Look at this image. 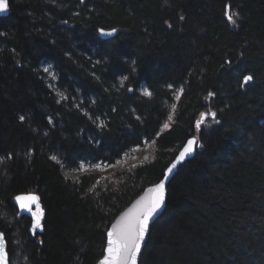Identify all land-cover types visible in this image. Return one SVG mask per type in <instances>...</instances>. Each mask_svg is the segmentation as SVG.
<instances>
[{"label": "trees", "instance_id": "obj_1", "mask_svg": "<svg viewBox=\"0 0 264 264\" xmlns=\"http://www.w3.org/2000/svg\"><path fill=\"white\" fill-rule=\"evenodd\" d=\"M9 1L0 16V228L11 264L12 234L21 264H95L116 216L197 134L140 264H264V0ZM100 29L118 32L106 39ZM45 63L67 100L49 87ZM208 108L215 116L198 129ZM145 139L155 158L114 179L66 174L80 161L115 162ZM24 192H38L46 209L35 236L14 203Z\"/></svg>", "mask_w": 264, "mask_h": 264}, {"label": "snow or ice", "instance_id": "obj_2", "mask_svg": "<svg viewBox=\"0 0 264 264\" xmlns=\"http://www.w3.org/2000/svg\"><path fill=\"white\" fill-rule=\"evenodd\" d=\"M7 9L6 0H0V11ZM238 15V13H237ZM229 20H233L232 15L228 16ZM101 33H104L103 29H100ZM113 32L115 29L112 30ZM110 34V33H107ZM45 72H49L48 68L44 69ZM127 77L120 81V84L123 86L124 80ZM253 77L247 75L244 77V81H251ZM128 91H132L131 88ZM144 95L151 96V92L144 90ZM211 95V93H210ZM214 117L215 113H211ZM21 120H24V116H20ZM172 117L169 116V120ZM169 125L165 124L164 127L167 128ZM200 126V122H197V127ZM195 139H189L187 144L184 146L183 150L180 151L177 156V162L183 160L184 157L193 151V145ZM53 160L56 159L55 156L52 157ZM83 167V166H81ZM96 168H99L100 165H95ZM176 167V164L173 163L169 168L168 172L170 173L173 168ZM164 192H165V183L163 180L159 184H156L154 187L148 189L149 195L143 198L141 201L137 202V205L133 209H130L125 216L121 217L115 224L112 225L111 229L107 233V248L105 249L106 255L103 260L100 261V264H137V255L141 250V242L145 238V234L148 230L149 220L154 213L162 206L164 202ZM15 199L19 202L22 208H29L31 203L37 202L38 197L35 195H18ZM41 212L39 209L34 213L36 217L34 228L40 227L39 217ZM0 236H3V233H0ZM0 261H4L6 264L7 255L2 250H0Z\"/></svg>", "mask_w": 264, "mask_h": 264}, {"label": "rangeland", "instance_id": "obj_3", "mask_svg": "<svg viewBox=\"0 0 264 264\" xmlns=\"http://www.w3.org/2000/svg\"><path fill=\"white\" fill-rule=\"evenodd\" d=\"M45 68H48L49 69V72H45L44 71ZM43 71L45 73V77L47 79L48 85L52 89V91L60 99L67 100L69 98L67 92L65 90L59 88V86L57 84V81H58V73H57V70L54 68V66L52 64H50V63H45L43 65ZM124 78H125V76L120 77L119 82L122 79H124ZM125 81L126 80H124V82ZM145 89L148 90L149 92H151L150 88H148L145 85L139 86L137 90H138V92L140 94H143L144 95V90ZM181 93H182L181 88H176L174 90L173 96H174L175 100H177L181 96ZM151 94H152V92H151ZM71 101H72V103H74L78 107L82 106V103H83V99L80 96H78V95L77 96L76 95L73 96L71 98ZM81 110L84 113H86L87 115H90V113H89V111H88V109H87L86 106H83ZM211 113H214L213 110L210 109V108H208V109L204 110L200 114V116L197 119V122H200V126L198 127V129H200V127L205 124V122L207 121V119L214 118L211 115ZM91 119L98 126H103L104 125L105 120H104L103 116H101V115H97L95 117L91 116ZM171 121H172V119L171 120H167L166 124L169 125L167 128L170 127ZM167 128L163 127V129H167ZM195 136L198 137V134L195 135ZM198 141H199V139H198ZM199 144H200V141H199ZM198 145H197V147H198ZM155 156H156V148H155L154 140H150L149 141V140L145 139L144 140V143L142 145L133 146L128 151L124 152L122 154V156L120 158H118L115 162H107V161H97V162H95V161H80L76 166H74V167H72L70 169H67L66 170V174L68 176L72 177V178H76V177H78L79 175H81L83 173H91L92 172V173H97L100 176L101 181H103V180H105L106 178H109V177H111L112 179H114L115 177H113L112 175L117 176V173H118L119 170H121V169H131V168H134V167H136L138 165L151 162L155 158ZM95 165H100V167L99 168H96ZM81 166H83V167H81ZM150 185H152V184H150ZM133 201L134 200H132V202ZM13 236H15V235L12 234L11 241H13V243H14L15 253H14V256H13V259H12V264H21L22 258H24L23 257V252L21 251V249H18V247H17L18 243H17L16 239H14Z\"/></svg>", "mask_w": 264, "mask_h": 264}, {"label": "water", "instance_id": "obj_4", "mask_svg": "<svg viewBox=\"0 0 264 264\" xmlns=\"http://www.w3.org/2000/svg\"><path fill=\"white\" fill-rule=\"evenodd\" d=\"M6 3H7V9L4 10V11H0V16H7L11 13V5H10V1L9 0H6ZM104 30V33H101V31L99 32L100 33V36L102 38H111L113 36H115L118 32L117 29H115V31L113 32L112 30L113 29H110V30H106V29H103ZM107 33H110V34H107ZM252 81V80H251ZM251 81H248V82H251ZM248 82H245V83H248ZM189 139H195V143L193 145V151L189 154H187L183 160H180L177 162V156L179 155L180 151L183 150L184 146L187 144V142L179 149V151L177 152L175 158L172 160V162L168 165V167L166 168L165 170V174H164V177L161 179L164 181L165 183V192H164V202L162 204V206L157 210L156 213L153 214V216L150 218L149 220V226H148V230L145 234V238L144 240L141 242V250H140V253L137 255V264H140V261H141V258L143 256V253H144V249L147 245V242H148V239H149V236H150V232H151V227L152 225L154 224V222H156V220H158L163 214H164V211L166 209V206H167V199H168V189H169V184L171 182V180L173 179L175 173L178 171L179 167L181 164H183L184 162L188 161L189 159H191L196 151H197V145L199 144V141H198V137L197 136H192L190 137ZM188 139V140H189ZM187 140V141H188ZM175 163L176 164V167L172 169V171L169 173L167 170L168 168L173 164ZM161 180L155 184H152V185H149L147 186L144 191L136 198L134 199V201L127 207L125 208L115 219L114 221L112 222V224L110 225L108 231L111 229L112 225L115 224L118 220L121 219V217L125 216L126 213L129 212L130 209H133L134 206L137 205V202L138 201H141L143 198L147 197L149 195L148 193V189L149 188H152L154 187L156 184H159L161 182ZM18 195H24V196H27V195H35L37 196L39 199L37 202H34V203H31L30 205V210L29 208H22L19 204V202L14 198V203L16 204V206L18 207V210H19V218L23 217V216H28L31 218V226H30V233L35 236L37 234H40V233H43L44 230H45V217H46V209L43 205V202H42V199H41V196L38 192H24V193H20ZM16 195V196H18ZM15 196V197H16ZM39 209V211L41 212V215L39 217V221H40V227L39 228H34L33 225L35 223V220H36V217L34 216V213ZM107 231V233H108ZM0 233H3V236H0V250H2L4 253H6L7 255V261H6V264H11V257H10V250H9V242H8V238L6 236V233L0 228ZM108 239V237H107ZM107 248V241H106V247L105 249ZM106 251H104V255L95 263V264H100V261L103 260L104 256L106 255ZM0 264H5L4 261H0Z\"/></svg>", "mask_w": 264, "mask_h": 264}]
</instances>
